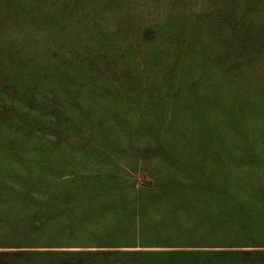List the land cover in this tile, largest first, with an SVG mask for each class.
<instances>
[{
	"label": "rangeland",
	"instance_id": "rangeland-1",
	"mask_svg": "<svg viewBox=\"0 0 264 264\" xmlns=\"http://www.w3.org/2000/svg\"><path fill=\"white\" fill-rule=\"evenodd\" d=\"M241 2L0 0V243L33 247L5 263L264 264L263 218L191 202L264 187V7Z\"/></svg>",
	"mask_w": 264,
	"mask_h": 264
},
{
	"label": "crops",
	"instance_id": "crops-1",
	"mask_svg": "<svg viewBox=\"0 0 264 264\" xmlns=\"http://www.w3.org/2000/svg\"><path fill=\"white\" fill-rule=\"evenodd\" d=\"M199 184L201 185L200 181ZM191 189L194 200H189V205L192 202V205L196 203L199 208L213 207L215 225L239 223V218L242 219L240 222H255L260 218L264 220V194H262L264 187H191ZM203 191H209L210 194L207 196V202L201 203L199 196ZM186 199L183 198V207L187 206ZM257 234L254 233L252 238L260 240L261 246L244 248L245 251L249 250L247 252L250 254L264 253V231Z\"/></svg>",
	"mask_w": 264,
	"mask_h": 264
},
{
	"label": "trees",
	"instance_id": "trees-1",
	"mask_svg": "<svg viewBox=\"0 0 264 264\" xmlns=\"http://www.w3.org/2000/svg\"><path fill=\"white\" fill-rule=\"evenodd\" d=\"M256 2L258 4H260V6L264 7V0H242L241 4H240V8L241 9H250L252 7H254V4H256ZM256 7V5H255ZM251 17V16H250ZM241 25H245V30L247 31L248 28H249V23L253 22L252 20L248 21L246 20L247 19V13L246 14H243V16L241 17ZM254 18V17H252ZM222 19H223V15H222ZM226 20V19H225ZM225 20L223 19V22H225ZM230 20V19H228ZM228 20H226L228 22ZM247 21V22H246ZM248 32V31H247ZM98 61H101V60H98ZM6 244H2L0 243V249H7V248H16V249H25V248H33L30 246L28 247H25V246H21V245H10L11 247H5ZM28 254L30 253H24V252H20V251H13V252H9V251H0V259L3 258V257H16L17 259H24L28 256ZM77 255V254H75ZM2 261L0 262V264H8V263H5V261H3V259H1Z\"/></svg>",
	"mask_w": 264,
	"mask_h": 264
}]
</instances>
